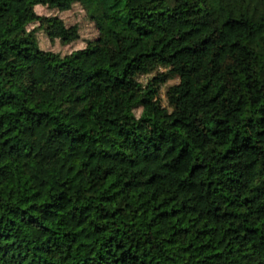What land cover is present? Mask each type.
<instances>
[{
	"label": "trees",
	"instance_id": "obj_1",
	"mask_svg": "<svg viewBox=\"0 0 264 264\" xmlns=\"http://www.w3.org/2000/svg\"><path fill=\"white\" fill-rule=\"evenodd\" d=\"M76 4L95 38L41 49L38 29L81 32L37 6ZM199 90L224 119L183 105ZM263 249L264 0H0V264H264Z\"/></svg>",
	"mask_w": 264,
	"mask_h": 264
},
{
	"label": "rangeland",
	"instance_id": "obj_2",
	"mask_svg": "<svg viewBox=\"0 0 264 264\" xmlns=\"http://www.w3.org/2000/svg\"><path fill=\"white\" fill-rule=\"evenodd\" d=\"M37 9H39V11L44 14H49V15L57 14L61 16L65 20V22L69 25L71 24L79 25L81 32V38L78 41L66 43L62 41L59 37H55V36L52 37L48 35L44 29H38V31L36 32V39L41 49L55 51V52H62V53H71L74 50H78L84 47L87 44L88 39L95 38L97 34L93 22L90 20L87 11L84 9V7L81 4H76L71 10L68 11H61L55 8H50L45 6L44 7L37 6ZM242 70L243 72L251 76L250 86L252 90L256 93L257 97L262 99L263 94L258 84L252 78L254 72L253 66L249 62H245L242 66ZM150 76L152 75L149 76L143 75L141 76V79L147 81ZM176 81H178V79L170 80L167 84L162 86L161 96L165 104H168L166 98V90L168 88V85ZM227 88L231 91L237 92L240 95L238 109L232 113V115L236 117H240L247 100L243 96L239 84L228 86ZM194 102L197 103L202 109L212 112L219 119H224V117L226 116V111L221 106L220 101L207 100L205 97V92L203 90L191 92L184 99L183 105L190 106ZM210 142L211 141L209 139H206L201 143V145L203 147H208L210 145ZM263 255H264V249H263Z\"/></svg>",
	"mask_w": 264,
	"mask_h": 264
}]
</instances>
